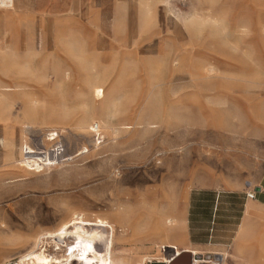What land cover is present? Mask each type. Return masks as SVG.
I'll return each mask as SVG.
<instances>
[{"label":"rangeland","instance_id":"1","mask_svg":"<svg viewBox=\"0 0 264 264\" xmlns=\"http://www.w3.org/2000/svg\"><path fill=\"white\" fill-rule=\"evenodd\" d=\"M50 1L52 18L0 5V264L78 215L114 226L112 264L168 259L194 164L248 187L264 157V0ZM57 143L67 160L23 165L25 144ZM62 235L45 253L68 254Z\"/></svg>","mask_w":264,"mask_h":264},{"label":"crops","instance_id":"2","mask_svg":"<svg viewBox=\"0 0 264 264\" xmlns=\"http://www.w3.org/2000/svg\"><path fill=\"white\" fill-rule=\"evenodd\" d=\"M10 1L21 12L28 10L52 18V9L36 7L42 0ZM200 165L195 163L192 171L185 174L191 185L189 190H183L170 202L168 213L176 225L169 227L177 233L178 244H168L172 248L168 257L188 251L194 261L198 253L210 250L229 256L226 264H264V157H256L248 165L253 173L249 174L250 168L245 169L248 187L242 183L220 184L215 172L205 168L202 172ZM248 192H253L254 197H247ZM201 210L208 213L205 232H200L202 227L198 224ZM155 262L167 264L162 259Z\"/></svg>","mask_w":264,"mask_h":264},{"label":"bare ground","instance_id":"3","mask_svg":"<svg viewBox=\"0 0 264 264\" xmlns=\"http://www.w3.org/2000/svg\"><path fill=\"white\" fill-rule=\"evenodd\" d=\"M2 4L9 6L11 4V1H0V5ZM94 93L95 95L100 96L102 94V91L101 89L96 88ZM51 138L53 139L54 137ZM29 152L34 151L32 150ZM35 155L36 152L31 153L28 156H24V158L33 157ZM22 163L23 165L25 164L26 166H28L27 163ZM26 169L32 170V168L29 167H26ZM87 225H90L91 229H89ZM62 227L64 228L68 239H74L71 246H69L70 251L68 252V254L49 256L47 253H45V249L43 248L44 245H40L43 238L50 239L55 243L56 249L59 251L61 247L55 239L61 238L64 232H61V229L63 228H59L56 231L39 234L36 239H34L35 241L33 242L32 247L28 251L19 255V259L15 264H73L74 262H81L82 264L113 263L110 260V250L111 242L115 235V228L109 221H107L106 219H101L100 217L95 221H90L85 216L78 215L73 220L67 221L66 224ZM107 229L110 231V241L107 239L108 237L104 238L103 236V232ZM178 253L179 251L176 250V254ZM225 259V256H222V261ZM162 260L164 262H168L169 258L167 259L163 257ZM62 261H65V263H62Z\"/></svg>","mask_w":264,"mask_h":264},{"label":"built area","instance_id":"4","mask_svg":"<svg viewBox=\"0 0 264 264\" xmlns=\"http://www.w3.org/2000/svg\"><path fill=\"white\" fill-rule=\"evenodd\" d=\"M91 131L95 134L96 137L100 135V128L98 123H94L91 127ZM57 136L56 132H50L48 135V140H54L55 137ZM51 137H54L53 139ZM34 151V152H29V151ZM23 159L24 163H27L28 166L27 168H32V170L36 169H42L44 167H48L51 165H55L58 162H62L67 160V157L64 156V147L62 144L57 143L55 146H52L50 148L45 147L43 144L41 146L39 145H34V147L25 144L23 146ZM36 155L33 157H28L24 158V156H28L31 153H35ZM247 197L253 198L254 193L253 192H248L246 194Z\"/></svg>","mask_w":264,"mask_h":264},{"label":"water","instance_id":"5","mask_svg":"<svg viewBox=\"0 0 264 264\" xmlns=\"http://www.w3.org/2000/svg\"><path fill=\"white\" fill-rule=\"evenodd\" d=\"M150 264H165L160 262H151ZM167 264H193L191 253L188 251L181 252L177 256L169 258Z\"/></svg>","mask_w":264,"mask_h":264}]
</instances>
